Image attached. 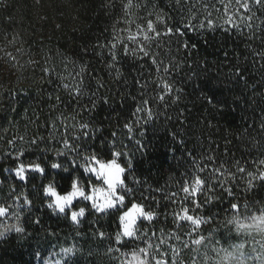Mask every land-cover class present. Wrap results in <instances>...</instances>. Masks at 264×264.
<instances>
[{
	"label": "trees",
	"instance_id": "trees-1",
	"mask_svg": "<svg viewBox=\"0 0 264 264\" xmlns=\"http://www.w3.org/2000/svg\"><path fill=\"white\" fill-rule=\"evenodd\" d=\"M193 2L181 0L178 5L176 0H133V5L141 6L130 10L134 21L131 28L135 31L136 24L155 20L159 12L169 26L185 30ZM202 2L212 10L211 18L217 25L215 32L186 30L183 37L166 38L159 49H153L166 63L169 59L179 63L172 81L175 87L183 89L180 101L164 109L159 102L154 104L150 100L153 110L159 107L164 114L147 125L134 124L129 133L123 125L132 121L131 113L139 99L137 65L144 64V79H155V70L147 58L143 61L127 58L121 60L122 75L116 78L107 66L110 59L106 50L103 56L96 55L100 51L98 45L111 40L113 26L126 27L123 21L128 17L122 0H0V205L10 206L11 213L17 203H22V200L14 202L16 195L23 193L33 200V191L42 192L49 183L60 194H66L70 189L62 177L67 174L51 169L50 164L66 163L64 157L56 156L55 150L63 149L62 137L76 143L73 138L80 135L79 124L87 122L97 131L78 142L81 151L94 152L98 158L107 160L111 158L110 152L117 150L124 153L119 159L122 165L131 160L132 169L125 173V183L134 193L125 203L130 206L131 199L142 204L145 211L155 212L156 219L149 224L155 238L161 241L179 230L174 213L186 206L190 214L206 220L205 229L213 230L217 243L229 254L220 264H264V244L242 243L232 234L235 220L264 213V186L259 178L254 181V187H248V181L240 178L245 174L236 172V162L245 167L246 173L255 175L258 169L264 170V165L258 163L264 159V127H261L264 60L258 55L264 51V9L252 8L253 33L244 24L239 32L236 29L225 32L223 5L217 0ZM109 3L111 7L106 6ZM198 8L199 3L193 9L196 19L192 24L203 19ZM157 29L163 31V25L157 24ZM183 41L195 48H183ZM237 57L249 70L247 86L234 84L228 76L237 64ZM82 66L85 69L83 87L88 95L79 98V105H89L90 98L96 99L97 107L91 113L79 108L77 101L61 86L75 84ZM45 68L49 73L43 71ZM209 78L218 86V96L224 101L220 111L200 98L198 86ZM155 87L149 85V94L155 95ZM92 93H96L95 97ZM104 96L108 97V104L100 99ZM113 132L115 137L111 135ZM172 132L177 133L176 141ZM33 139H37L36 144L31 143ZM181 140L183 144L179 143ZM19 151L25 155L17 161L14 157ZM189 152L205 168L198 173L205 180V192L197 197L201 204L198 209L183 199L181 191L185 179L190 182L193 174ZM209 156L213 159H208ZM19 162L40 163L45 174L29 173L25 185L8 173ZM221 164L227 169L224 183L213 181L209 191L210 170L220 168ZM82 183L87 190L89 181L84 178ZM91 183L99 185L96 180ZM227 188L231 189V195ZM173 193L174 200H169ZM206 198H211L210 204ZM46 203L47 198L34 199V210H22L19 220L11 214L0 218V226L18 224L25 229L24 233L13 231L0 238V264H56L57 261L122 264V255L132 251L139 242L123 246L114 242L118 231L115 214L100 217L86 212L82 222L75 225L70 219L51 213ZM79 207L87 208V204L79 202ZM98 231L104 232L105 237L99 238ZM68 247L74 248V254L66 256L62 252ZM161 254L162 251L157 256Z\"/></svg>",
	"mask_w": 264,
	"mask_h": 264
},
{
	"label": "snow or ice",
	"instance_id": "snow-or-ice-1",
	"mask_svg": "<svg viewBox=\"0 0 264 264\" xmlns=\"http://www.w3.org/2000/svg\"><path fill=\"white\" fill-rule=\"evenodd\" d=\"M181 0H176V3L179 5ZM218 3L223 5V16H224V31L230 32L233 29H236L238 32L241 31V24H244L245 27L249 29L250 33H253V24L251 21L255 13L252 11L253 6L257 9H264V0H217ZM199 3V8L197 11L203 13V19L198 24H192L191 21L196 19V12L193 11L194 8H197ZM123 9L125 17L123 23L126 25L124 28L117 29L113 26L112 38L108 44H100L98 47L100 51L96 53L98 56H103L106 54L110 59L108 63V68L112 69L115 73V77L119 78L122 75L120 70L121 60L131 58L133 61H143L145 58L151 62V65L154 66L155 70V79L148 80L144 79L145 66L143 63L137 65V77L136 84L140 89L139 99L134 111L131 113L133 118L130 122H125L123 127L128 130L129 133L133 131V125L143 126L147 125L150 122L158 119L162 113L159 110V107L156 111L153 110V107L150 106V100L155 104L159 102V105L164 109H167L170 104H176L181 99V94L183 89L174 86L172 81V76L176 70L180 67L179 63L175 62L172 59H169L166 63L164 59L160 57L159 52L154 51L153 49H159L161 47V41L166 40V38L171 37H183L186 34V30H207L215 32L217 25L212 17V10L210 6L206 3H203L202 0H194L191 7H189V17L188 21L184 24V29L181 30L180 27H171L168 25L165 17L159 12L155 15V20L148 19L145 24H136L135 31L132 30L131 24L134 21L131 19V9L135 7H140V4L133 5V0H127L126 3H123ZM106 6L111 7V4ZM219 11V9H216ZM151 16L152 13H149ZM157 24L163 25V31L157 29ZM251 38V35L249 36ZM181 46L185 49L195 48V45H189L187 41H183ZM86 51V49H85ZM11 57V54H8ZM227 55V53H225ZM262 60H264V51L258 53ZM15 59V57H11ZM246 59V58H245ZM261 68H264V64H261ZM46 74L49 73V69L45 68L43 70ZM84 67H81V72L76 74L78 78L76 83L69 85L68 83H63L61 86L63 89L67 90L69 96L77 101L79 108L91 113L97 107V100H89V105H79V98L85 95H88L87 91L83 87L84 79ZM151 74V73H149ZM249 70L246 65L240 61L237 57V64L233 65V69H230L228 76L234 84L243 83L247 86V75ZM127 83V81H125ZM99 84V81H98ZM150 84H154L156 87L153 89L155 95H151L148 92ZM103 87L102 84L99 85ZM198 87L201 88L200 98H202L206 103L217 111L222 110L224 101L218 96L219 88L217 85L212 83V80L206 79ZM208 93H211L209 95ZM96 93H92V97H95ZM166 97L171 98L170 101L166 100ZM51 98V94H49ZM100 99L103 100L105 104L109 103L108 97L104 96ZM57 102L60 101V97H56ZM141 113H144L141 116ZM183 115V112L180 114ZM171 119V117H168ZM54 127V125H53ZM261 127H264V122H262ZM80 135L75 136L73 139L76 143H70L69 139L62 137L63 149H56L57 157H64L66 163L63 162H53L50 164V168L53 170H60L67 175L62 177L69 187V191L66 194H60L57 191V188L54 184L49 183L44 186L41 191H33V200L47 198L46 208L51 210V213L56 214L57 217L64 216L66 219L79 225L83 218L86 216V212H91L93 215L99 214L100 217L107 215L115 214L116 219L118 220V231H116L114 236V242L118 245H125L128 243L135 244L137 241H142L146 233H140L139 229L136 227L137 221L140 218H143L145 221H153L156 219V214L153 211H145V208L142 204L134 203L129 199L128 204H126V198L133 197L134 189L128 187L125 183V173L132 169V162L129 159L127 165L124 166L119 162L120 157L124 155L122 151L113 150L110 152V159L103 160L97 157L94 152L85 154L80 149L79 141L83 139L90 138L91 135H95V129H91V126L87 122H82L79 124ZM67 131V129H66ZM113 137L116 136V133L111 134ZM144 133L141 132V136ZM173 141H176L177 133H171ZM22 139V138H21ZM39 140H43V137H40ZM13 143V141H9ZM31 143L36 144L37 139H33ZM183 144V141H179ZM137 144H140L137 141ZM114 148V141H113ZM11 156V154H9ZM25 153L19 151L15 154V159L20 161V158L23 157ZM188 156L192 158V169L193 174L191 181L185 179V182L182 186V193L184 194L183 199L188 201L193 206V209H198L201 207L200 202L197 200V197L205 192V180L201 179L198 173L205 171V168L201 167L199 161L192 157L191 152L188 153ZM167 156L165 155V159ZM208 159H213L211 156ZM237 163L236 172L242 175L240 178L248 181V187H254V181L256 178H259V182L264 186V170H257L256 174L253 175V172H247L245 167ZM259 165H264V159L259 160ZM221 169H224L221 172ZM15 176L22 182L27 184V173L35 172L40 175L45 174V168L41 166L40 163H30L25 164L19 162L17 166L12 169ZM227 169L224 168V165L221 164L220 168H213L210 170L209 174V186L208 190H211V185L213 181H218L221 185L224 183L226 178L225 174ZM233 179H236L235 174H231ZM86 178L89 181L87 190L85 189L82 179ZM92 180L99 181L103 186L97 187L91 183ZM134 183H139V181H134ZM229 195H231V189H225ZM176 194L173 193L168 197L169 200H174ZM22 200V203H17L16 208L9 213V207L0 205V218L6 217L9 214L14 215L17 220L21 218V211L27 210L29 212L34 210L33 200H30L27 195L20 193L14 197V202H19ZM207 203H211V198H206ZM74 202H77L74 205ZM79 202H87L86 207H79ZM233 209H237L236 204L231 205ZM75 208V210H74ZM197 217L193 214H190V209L186 206L181 207L180 212L174 213V220L187 222L188 225L191 224L193 220H196ZM34 222L39 224L38 219H34ZM24 233L25 229L20 227L18 224L12 225H3L0 226V238L5 237L9 232ZM99 238H104L105 233L98 231L96 233ZM112 239L111 236L108 237ZM146 243V247H139L138 250H133L131 253L132 261L135 264H145L144 257L147 255L146 249L151 247L150 243ZM111 250V249H110ZM117 251L119 249H116ZM74 248L68 247L62 249V252L66 256L74 254ZM56 264H61L60 261H57ZM154 264H160L159 260H155Z\"/></svg>",
	"mask_w": 264,
	"mask_h": 264
},
{
	"label": "rangeland",
	"instance_id": "rangeland-1",
	"mask_svg": "<svg viewBox=\"0 0 264 264\" xmlns=\"http://www.w3.org/2000/svg\"><path fill=\"white\" fill-rule=\"evenodd\" d=\"M8 173L15 176L12 170H9ZM102 186L99 182L97 187ZM76 203L74 202V204ZM84 203L87 204V202ZM151 222L140 218L136 225L140 233L147 235L135 245L133 250L146 247L145 241L151 244V247L146 249L147 255L143 258L145 264H148L149 260L151 264H154L155 260H159L160 264H220L223 260L225 262L229 256L226 250L221 248L222 245L217 243V238L212 234L213 230L205 229L206 220L202 217H197L190 225L187 222L178 221L179 230L171 236H167V239L163 237L161 241L155 238L154 229L149 225ZM141 223L142 225H140ZM146 226L147 229H143ZM232 228L234 238L240 242L254 243L255 245L264 244V213L241 217L233 222ZM132 251L122 255V264H135L131 257ZM161 251V256H157Z\"/></svg>",
	"mask_w": 264,
	"mask_h": 264
}]
</instances>
